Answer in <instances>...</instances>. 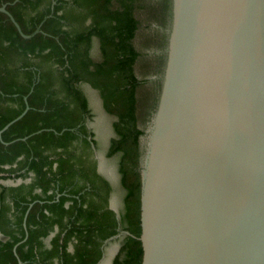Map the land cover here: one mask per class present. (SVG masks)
<instances>
[{
	"label": "water",
	"instance_id": "1",
	"mask_svg": "<svg viewBox=\"0 0 264 264\" xmlns=\"http://www.w3.org/2000/svg\"><path fill=\"white\" fill-rule=\"evenodd\" d=\"M144 137L140 264H264V0H172Z\"/></svg>",
	"mask_w": 264,
	"mask_h": 264
},
{
	"label": "trees",
	"instance_id": "2",
	"mask_svg": "<svg viewBox=\"0 0 264 264\" xmlns=\"http://www.w3.org/2000/svg\"><path fill=\"white\" fill-rule=\"evenodd\" d=\"M5 1L11 0H0V6ZM71 3L60 12L65 4L63 0H58L53 10H50L49 0L41 12L31 17V24H23L20 14L8 4L6 9L20 25L21 31L30 35L27 38L18 32L5 13L0 12V128L21 113L25 106L23 96L28 94L30 85L34 83L31 94L27 96L29 109L1 134V139L9 143L3 144L0 140V165L12 162L22 153L29 169H35L41 176L37 184L45 189L42 166L47 159L41 155L44 145L53 139L57 144L61 142L54 130L59 132L66 128L62 134L71 135L69 128L75 124L76 114L80 109L86 110V99L77 83H89L98 90L105 111L115 116L113 127L116 137L112 138L109 153L121 152V184L126 191L124 219L129 235L111 264H140L142 248L137 237L140 234L139 157L142 149L139 139L145 134L144 126L151 121L161 90L172 0H72ZM31 5L34 6L32 0ZM66 24L71 31L63 30ZM93 37L98 43L97 59L89 55ZM17 61L21 66L31 65V69L23 72L27 83L17 80ZM13 62L15 66L9 68L8 64ZM2 93H18L15 97L7 96V99L17 100L19 105L1 104ZM69 108L75 110L70 112ZM48 127L54 130L34 133ZM31 133L25 140L21 139ZM30 144L32 160H28ZM67 165V159L61 160L58 168L64 173ZM65 199L61 197L60 203ZM4 209L2 204L1 215ZM25 209L26 204L22 206L21 214ZM84 216L87 219L84 228L76 227L77 230L73 226L78 237L74 252L66 254L63 251L58 264L96 263L101 254V241L115 233L109 212L95 214L90 211ZM44 217L42 212L39 222L31 212L27 222L31 221L32 228L33 223H42ZM43 228L39 232L29 230L31 238L18 244L15 250L16 239L5 243L0 241V264H17L18 258L22 264H49L58 247L56 238L51 249L38 259L33 252V247L40 245L39 234L46 233ZM83 229L84 234L81 233ZM70 232L71 229L68 235ZM25 245H30L31 251L23 250Z\"/></svg>",
	"mask_w": 264,
	"mask_h": 264
},
{
	"label": "flooded vegetation",
	"instance_id": "3",
	"mask_svg": "<svg viewBox=\"0 0 264 264\" xmlns=\"http://www.w3.org/2000/svg\"><path fill=\"white\" fill-rule=\"evenodd\" d=\"M48 1L49 0H32V3H34V6H32L31 0H11L3 2L2 5H5L6 7L8 4H11L14 7V10L20 14L23 24H31V17L38 12H41V10L46 7ZM71 1L72 0H63V3L65 4L63 10L60 12H63L64 9L66 10L67 7H70L72 4ZM57 2L58 0H50V10H53V6ZM62 28L66 31L72 30L67 24L63 25ZM96 40V37H93V45L89 50V55L93 59L99 57L98 43ZM13 66H15V62L8 64L9 68ZM16 67L19 69L17 80L21 83H25L26 81H24L25 78L23 72L31 69V65L21 66L20 61H17ZM35 78H37V74ZM33 85L34 83L32 86L30 85L28 94L23 96L25 106L21 113L26 107L27 109L21 117L24 116L29 109L27 96L31 94ZM77 86L86 99V110L83 111L80 109L76 114V122L69 128L71 135L62 134L66 128H62L61 131L57 132L53 128L48 127L38 129L34 132L38 133L42 130H54V133L58 134V139L61 141L59 144L56 143V139L47 141L45 143L46 146L44 145V149L42 150L41 155L47 159V163L42 166V182L46 183V188L43 189L42 186L37 184V181H39L41 176L38 175L35 169H29V163L22 153L16 156L12 162L0 165L2 168L0 170V208L2 204L5 206L2 215L0 213V241L5 243L7 241H15L14 239H16L13 248L15 250L18 244L31 238L29 230L33 232L32 229H35V231L37 230L39 232L45 227L46 233L42 235L39 234L38 236L40 245H38V247H33L35 259H38L41 254L49 251L54 244L53 240L56 238L58 241V247L54 250V257L50 259L49 264H58L61 261V259L59 260L61 253L66 252L67 254L74 252L75 244L78 242V237L76 235L77 230L82 226L84 228L87 223V219L84 216L85 213L90 211L95 214L109 212L111 220L114 222V224L112 223V227L115 230V233L101 241V244L99 245L101 254L94 264H101L102 260L106 257V249L110 244V241H120L116 251L110 256L107 263H105L111 264L114 256L123 244L125 237L129 235V232L125 229L126 223L124 219L125 207L123 199L126 191L121 184V152L109 153L112 138L116 137V132L112 124L113 135L108 139L103 155H99L98 140L91 124L94 111L90 93L92 94L94 92L97 95L101 107L103 108L102 99L98 90L91 87L89 83L78 81ZM89 89L91 90L90 93L88 92L90 91ZM60 94L62 93H57L56 95ZM10 95L15 97L18 93H2L1 96L3 101L1 104L17 107L19 105L17 100L7 99V96ZM69 109L70 112L75 110L74 108ZM103 110L105 111L104 108ZM105 112L113 117V121L115 120V116L109 114L107 111ZM9 125L3 129L2 132L6 130ZM139 127L143 129V127ZM145 130L146 128L144 129V133ZM32 134L33 133L28 134L21 139L25 140ZM61 134L62 136H60ZM142 137L143 135H140V147ZM0 140L3 144L9 143L3 141L1 135ZM31 142L33 143L34 140ZM40 144L43 145L44 143ZM50 145L54 147H51ZM29 146L30 156L28 157V160H32L33 155H31V144ZM141 157L142 154L139 157V163ZM35 159H37V157H35ZM64 159H67L69 166L67 165L68 169L63 173L58 168V165L59 162ZM107 159H112L114 163L110 164ZM104 162H106V172L103 168ZM116 184L120 186L123 191L121 201L118 203L117 198H115ZM61 197H66V199L60 203ZM24 204H26V209L24 213L21 214L22 206H24ZM31 212L39 218V222L42 220L40 218L42 212L45 214L43 222L36 224L33 223L32 228L31 221L27 222V217L29 214L31 215ZM74 225L75 228H78H76L77 230L75 231L73 230ZM69 229H71L70 235H68ZM3 231H8V233H4ZM84 232L85 230L83 229L81 233L84 234ZM64 241L65 243H63ZM30 245H25L23 250L28 249V252L31 251ZM15 255L17 256L16 253ZM19 260L20 259L18 258L17 264ZM33 262L36 263V261Z\"/></svg>",
	"mask_w": 264,
	"mask_h": 264
},
{
	"label": "rangeland",
	"instance_id": "4",
	"mask_svg": "<svg viewBox=\"0 0 264 264\" xmlns=\"http://www.w3.org/2000/svg\"><path fill=\"white\" fill-rule=\"evenodd\" d=\"M90 90V89H89ZM88 91V90H87ZM89 93L91 92L88 91ZM90 97H92V105H93V111H94V116L93 119L91 120V124L95 130V135L98 140V145H99V155H103L104 150L106 148V144L108 142V139L113 135V117L108 115L103 108L101 107L100 100H98L97 95L93 92L92 94L90 93ZM142 125V124H141ZM144 128H148V125L144 126ZM145 144V137L143 135L141 139V148H143V145ZM110 164L114 163L112 159H107ZM106 162L103 163V168L105 170L106 167ZM106 172V170H105ZM116 197L117 198V203L121 201V197L123 195V191L116 184ZM120 244V241H110V244L108 245L106 249V257L102 260L101 264L107 263V261L110 259V256L113 255V253L116 251L118 245Z\"/></svg>",
	"mask_w": 264,
	"mask_h": 264
}]
</instances>
